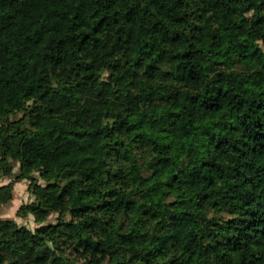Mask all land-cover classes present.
<instances>
[{
    "label": "trees",
    "instance_id": "16d2710c",
    "mask_svg": "<svg viewBox=\"0 0 264 264\" xmlns=\"http://www.w3.org/2000/svg\"><path fill=\"white\" fill-rule=\"evenodd\" d=\"M19 182L0 264H264V0H0Z\"/></svg>",
    "mask_w": 264,
    "mask_h": 264
},
{
    "label": "rangeland",
    "instance_id": "374dc122",
    "mask_svg": "<svg viewBox=\"0 0 264 264\" xmlns=\"http://www.w3.org/2000/svg\"><path fill=\"white\" fill-rule=\"evenodd\" d=\"M7 182L9 181L3 180V184H6ZM28 187L29 184L27 182H19L15 184V197L13 198V202L0 208V219H14L22 225H27L29 227L35 226V223L31 217L24 219L18 218L16 215L20 206L31 200V194L28 190Z\"/></svg>",
    "mask_w": 264,
    "mask_h": 264
},
{
    "label": "crops",
    "instance_id": "0c3cea01",
    "mask_svg": "<svg viewBox=\"0 0 264 264\" xmlns=\"http://www.w3.org/2000/svg\"><path fill=\"white\" fill-rule=\"evenodd\" d=\"M14 188H15V186H14ZM13 194H14V197H15V191L13 190ZM13 202V201H12Z\"/></svg>",
    "mask_w": 264,
    "mask_h": 264
}]
</instances>
